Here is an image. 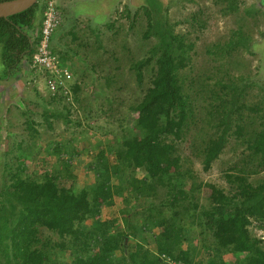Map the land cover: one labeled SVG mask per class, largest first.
<instances>
[{
    "label": "trees",
    "instance_id": "trees-1",
    "mask_svg": "<svg viewBox=\"0 0 264 264\" xmlns=\"http://www.w3.org/2000/svg\"><path fill=\"white\" fill-rule=\"evenodd\" d=\"M220 1L226 2L221 8L224 15L237 10L240 2ZM169 6L170 2L164 5L162 0H144L141 7L147 20L142 38L154 39L147 54L130 62L142 95L129 105V111L142 118L136 125L141 138H135L124 126L115 147L106 145L88 153L91 158L86 169L94 174L92 182L81 188L63 183L75 175L73 157L65 156L61 142L47 149L58 154L60 167L39 175L26 172L29 149L23 141L16 142V152L10 148L2 153L6 181L0 187V264H67L68 259L70 264H229L227 254L241 253L238 264H264V233L256 235L252 229L264 231V176L252 179L264 168V93L261 102L247 107L242 101L252 85L250 77L230 76L223 65L215 67L214 72L198 65L194 42L186 33L175 31L179 21L168 20ZM38 7L36 3L0 18V63L4 68L0 79L21 72L23 61H31L36 40L33 35L42 21V14L36 21ZM244 11L252 15L257 9L251 4ZM201 13H192V28L204 25ZM107 26L111 28L112 24ZM243 28L240 22L233 37L224 44L212 45L208 54L224 59L227 66L237 48L250 52L253 39ZM71 34L76 39V33ZM51 46L64 61L67 51ZM146 74L148 80L144 82ZM104 78L111 90L113 75ZM71 88L79 102L80 85L74 83ZM63 98L49 96L46 102L52 105ZM244 108L260 113L257 125L252 117L248 120ZM64 112L58 111V115L70 122V109ZM42 115L51 125L52 115L46 109ZM77 124L81 125L80 119ZM25 125L35 137V122L27 117ZM231 136L247 151L228 167L230 172L224 173L228 189L212 185L209 202L203 206L198 194L204 183L198 180L192 165L185 164L189 155L183 154L182 145L187 144L200 159L202 169L209 171ZM139 169L141 177L136 175ZM115 193L124 195L128 203L138 204L144 198L155 202L146 208L141 206L140 211L126 210L132 218L126 219L124 230L117 231L115 220L100 219L102 206L112 205ZM139 215L143 218L140 226L134 222ZM152 224L159 233L151 231ZM190 225L200 228L198 236L209 252L207 261L195 259L199 246L190 247L194 232ZM41 228L56 237L42 235ZM139 233L144 237L135 240Z\"/></svg>",
    "mask_w": 264,
    "mask_h": 264
},
{
    "label": "rangeland",
    "instance_id": "rangeland-1",
    "mask_svg": "<svg viewBox=\"0 0 264 264\" xmlns=\"http://www.w3.org/2000/svg\"><path fill=\"white\" fill-rule=\"evenodd\" d=\"M239 1L237 10L224 15L221 8L226 2L220 0H162L164 5L170 2L167 10L168 20L172 23L179 21L175 25V31L186 33L188 39L194 42L196 52L194 59L198 65L205 66L212 72L215 67L223 65L222 69L228 68L230 76L250 77L249 82L252 85L247 89V97L242 102L247 107H253L261 102L264 93V3L262 4L261 0ZM60 3L61 23L52 34L51 45L60 51H67L64 62L70 65L74 82L80 85L77 95L79 102L72 93L70 100L63 99L52 105L48 104L46 101L49 100V93L45 84L38 73L30 71L31 69L26 66V60L22 63L21 72L12 74L7 79H0V129L3 128L0 134V187L6 181L5 159L2 153L10 148L16 152V142L23 141V145H27L29 151L25 156V169L27 173L36 175L60 167L58 154L50 153L47 149L61 142V150L65 156L73 157L72 171L75 175L73 180H63V183L67 186L74 183L75 188H81L94 179L93 172L86 169L91 158L88 153L103 146L105 148L106 145L115 147L124 126L132 130L135 138L138 140L141 138L136 125L142 118L135 113L132 114L129 105L138 101L142 95L136 84L134 72L130 69V62L147 54L148 47L154 41L153 38L147 40L142 38L147 28V20L141 9L144 0H64ZM37 4L39 7L36 21L40 20L42 14V2L38 0ZM251 4L255 5L257 12L247 15L244 8ZM199 10L202 11L201 20L204 25L198 28L199 26L195 24L192 28L191 15ZM240 22L244 25V31L253 39L250 52L244 48H237L231 53L229 65L226 66L224 59L214 58L216 56L209 55L207 49H211L214 44L227 42L233 37L232 32L238 28ZM108 24H112V27L108 28ZM71 31L76 33V39L72 38ZM223 56L227 57L225 53ZM220 63L223 64L219 65ZM2 73L4 68L0 63V75ZM108 75L114 77L111 90L106 86L104 78ZM147 80L146 74L144 82ZM109 101L113 103L112 110ZM261 104L264 109V103ZM67 107L70 109V122H65L62 116L58 115V111L64 112ZM45 109L52 115L51 125L44 121L42 112ZM242 111L248 116V120L252 117L254 123L258 124L260 113L256 115L246 108ZM27 117L36 124L35 137L29 133L25 125ZM77 119L81 120V125L77 124ZM8 133L12 136H8ZM76 150L79 151V156H75ZM181 150L183 154L189 155L185 164H191L198 180L204 183L198 194V201L203 206H207L209 202L208 196L212 185L228 189L224 173L230 172L228 167L237 163L247 151L239 144L238 139L231 136L210 170L204 171L200 159L194 156L187 144L182 145ZM9 158L10 156L6 160ZM142 173L140 170L136 175L141 177ZM261 176H264V168L252 179ZM154 202L152 198H144L138 204L133 201L128 203L124 195L115 193L113 204L102 206L100 219L101 221L113 219L116 221V230H124L126 219L132 218L127 216L126 210L135 208L136 211H140L141 206L144 205L146 208L152 206ZM134 222L140 226L143 222L142 216H135ZM190 226L194 231L190 247L199 246V256L195 255V259L207 261L209 252L203 249L204 241L198 236L200 228L197 225ZM252 229L256 235L264 233L263 230ZM151 231L154 234L159 233L158 227L154 224L151 225ZM130 232L131 230L127 233ZM41 233L56 237L54 233L44 228H41ZM143 237L144 233H139L135 240L137 238L142 240ZM148 237L150 240L151 237ZM242 255L227 254L225 258L229 264H238L236 259ZM70 263L68 259L67 264Z\"/></svg>",
    "mask_w": 264,
    "mask_h": 264
},
{
    "label": "built area",
    "instance_id": "built-area-1",
    "mask_svg": "<svg viewBox=\"0 0 264 264\" xmlns=\"http://www.w3.org/2000/svg\"><path fill=\"white\" fill-rule=\"evenodd\" d=\"M41 1L43 3L41 26L33 35L36 40L31 61L26 62V66L31 69L30 71L38 73L50 96H62L63 99L70 100L73 93L71 86L75 83L71 67L51 49L52 34L61 23L60 2L64 0ZM167 260L169 262L168 257ZM169 264L183 263L170 261Z\"/></svg>",
    "mask_w": 264,
    "mask_h": 264
},
{
    "label": "water",
    "instance_id": "water-1",
    "mask_svg": "<svg viewBox=\"0 0 264 264\" xmlns=\"http://www.w3.org/2000/svg\"><path fill=\"white\" fill-rule=\"evenodd\" d=\"M38 0H6L0 2V18L7 17L26 10L35 5Z\"/></svg>",
    "mask_w": 264,
    "mask_h": 264
},
{
    "label": "crops",
    "instance_id": "crops-1",
    "mask_svg": "<svg viewBox=\"0 0 264 264\" xmlns=\"http://www.w3.org/2000/svg\"><path fill=\"white\" fill-rule=\"evenodd\" d=\"M138 177H140V176H138ZM149 244H150L149 248L153 249V247H152L153 244L151 242Z\"/></svg>",
    "mask_w": 264,
    "mask_h": 264
},
{
    "label": "clouds",
    "instance_id": "clouds-1",
    "mask_svg": "<svg viewBox=\"0 0 264 264\" xmlns=\"http://www.w3.org/2000/svg\"><path fill=\"white\" fill-rule=\"evenodd\" d=\"M50 96V95H49ZM137 171H140V169L139 170H137ZM138 176V175H137ZM142 176V175H141Z\"/></svg>",
    "mask_w": 264,
    "mask_h": 264
}]
</instances>
